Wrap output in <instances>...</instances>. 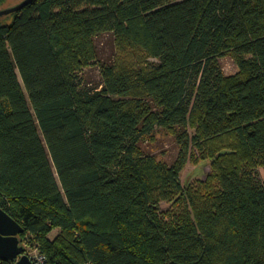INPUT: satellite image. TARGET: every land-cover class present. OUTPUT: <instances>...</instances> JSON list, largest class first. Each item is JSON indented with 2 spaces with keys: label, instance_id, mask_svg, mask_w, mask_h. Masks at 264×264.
Returning <instances> with one entry per match:
<instances>
[{
  "label": "trees",
  "instance_id": "1",
  "mask_svg": "<svg viewBox=\"0 0 264 264\" xmlns=\"http://www.w3.org/2000/svg\"><path fill=\"white\" fill-rule=\"evenodd\" d=\"M158 128L172 165L139 146ZM193 159L211 169L197 188ZM261 170L264 0H34L0 18V208L49 264H264Z\"/></svg>",
  "mask_w": 264,
  "mask_h": 264
},
{
  "label": "rangeland",
  "instance_id": "2",
  "mask_svg": "<svg viewBox=\"0 0 264 264\" xmlns=\"http://www.w3.org/2000/svg\"><path fill=\"white\" fill-rule=\"evenodd\" d=\"M24 0H7L2 9H9L19 5ZM115 38L112 34H103L96 38V47L98 52V61L101 63H109L115 56ZM221 66L226 76H231L238 73L239 68L236 61L231 55H227L221 59ZM83 85L88 89L99 87L102 83V76L98 66H92L85 69L81 74ZM139 146L142 151L148 155H154L158 161L172 165L179 157L181 146L177 140V137L172 133L158 128L152 136L144 138L140 141ZM211 169L207 162L190 160L186 168L181 174L182 183L192 184L197 188L199 183L206 180L207 175ZM262 171V177L264 178V171ZM164 208L168 205L164 204ZM60 234V230H54L50 239L54 240ZM24 245L27 248L28 255H36L37 251H40L38 247L32 246L26 240Z\"/></svg>",
  "mask_w": 264,
  "mask_h": 264
},
{
  "label": "water",
  "instance_id": "3",
  "mask_svg": "<svg viewBox=\"0 0 264 264\" xmlns=\"http://www.w3.org/2000/svg\"><path fill=\"white\" fill-rule=\"evenodd\" d=\"M34 0H24L19 5L0 10V18L21 11ZM24 228L7 212L0 208V262H13L14 264H34L22 243L20 235Z\"/></svg>",
  "mask_w": 264,
  "mask_h": 264
},
{
  "label": "built area",
  "instance_id": "4",
  "mask_svg": "<svg viewBox=\"0 0 264 264\" xmlns=\"http://www.w3.org/2000/svg\"><path fill=\"white\" fill-rule=\"evenodd\" d=\"M29 256L32 259L34 264H49L48 258L46 257V255H44L40 251H37L36 255L29 254Z\"/></svg>",
  "mask_w": 264,
  "mask_h": 264
},
{
  "label": "flooded vegetation",
  "instance_id": "5",
  "mask_svg": "<svg viewBox=\"0 0 264 264\" xmlns=\"http://www.w3.org/2000/svg\"><path fill=\"white\" fill-rule=\"evenodd\" d=\"M2 262H0V264H1Z\"/></svg>",
  "mask_w": 264,
  "mask_h": 264
}]
</instances>
